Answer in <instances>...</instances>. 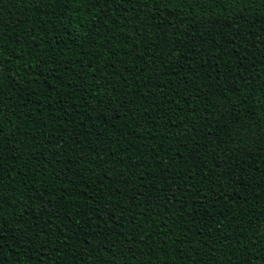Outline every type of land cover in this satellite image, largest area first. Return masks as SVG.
I'll return each instance as SVG.
<instances>
[{
    "label": "trees",
    "instance_id": "16d2710c",
    "mask_svg": "<svg viewBox=\"0 0 264 264\" xmlns=\"http://www.w3.org/2000/svg\"><path fill=\"white\" fill-rule=\"evenodd\" d=\"M0 264H264V0H0Z\"/></svg>",
    "mask_w": 264,
    "mask_h": 264
}]
</instances>
